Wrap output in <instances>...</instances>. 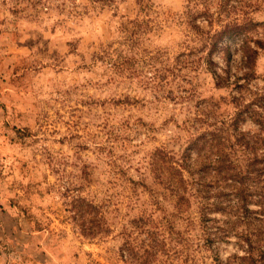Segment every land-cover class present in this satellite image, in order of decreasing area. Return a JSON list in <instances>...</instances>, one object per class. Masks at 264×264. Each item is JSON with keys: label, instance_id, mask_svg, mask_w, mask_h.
<instances>
[{"label": "rangeland", "instance_id": "rangeland-1", "mask_svg": "<svg viewBox=\"0 0 264 264\" xmlns=\"http://www.w3.org/2000/svg\"><path fill=\"white\" fill-rule=\"evenodd\" d=\"M234 18L264 42V0H0V264H248L202 214L211 139L188 151L259 133L235 98L264 92V49L211 54Z\"/></svg>", "mask_w": 264, "mask_h": 264}, {"label": "trees", "instance_id": "trees-1", "mask_svg": "<svg viewBox=\"0 0 264 264\" xmlns=\"http://www.w3.org/2000/svg\"><path fill=\"white\" fill-rule=\"evenodd\" d=\"M99 1L111 3L116 0ZM248 32L246 23L241 22L239 18L223 24L221 30L213 36L214 50L212 49L211 54L225 38L231 39L244 35L246 36L242 45L244 63L248 70L253 71L258 49L254 48L251 43L253 42L259 49H264V42L247 38ZM250 79L248 78L244 84H237L241 95L235 98L237 114L234 125L237 128L241 123L251 119L258 125L259 133L238 132L236 135L237 150L233 152L228 151L229 148L222 140L213 142L216 141L215 133H206L199 136L188 151L200 152L206 149L211 139L212 143L209 144L211 156L207 157L205 172L214 177L218 190L215 194H211L209 190L206 192L203 190L201 199L205 206L202 214L207 217L210 211H222L233 217V221L226 224L227 230L219 228L216 234L228 237L230 233L235 232L247 247L248 264H264V152H260L264 147L262 137L264 134V92L253 91L249 88ZM216 80L219 82L223 78L217 75ZM173 188L179 195L188 191L183 178ZM251 204H255L258 208L251 210ZM206 228L209 227L206 226Z\"/></svg>", "mask_w": 264, "mask_h": 264}]
</instances>
